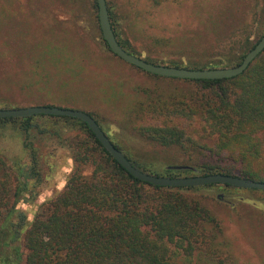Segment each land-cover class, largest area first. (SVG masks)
Wrapping results in <instances>:
<instances>
[{"label":"trees","instance_id":"16d2710c","mask_svg":"<svg viewBox=\"0 0 264 264\" xmlns=\"http://www.w3.org/2000/svg\"><path fill=\"white\" fill-rule=\"evenodd\" d=\"M164 1L152 0L155 5ZM107 5L120 44L139 56L130 41L121 38L123 30L108 1ZM93 6L99 9L97 0ZM260 38L255 42L247 38L242 54L234 55L228 66L240 64ZM153 75L170 82L166 88L144 90L131 107L128 120L137 136L178 148L199 174L264 182V50L244 72L230 78ZM37 116L55 118V124L69 128L62 140L74 166L64 189L29 220L19 204L23 197L33 199L43 183L40 152L28 141L27 161L10 164L0 157V264H191L194 258L203 264H225L229 250L222 240V222L201 197L189 192L207 188L237 193L246 188L171 187L142 181L106 150L86 122L75 117L40 114L4 118L0 123L12 122L30 136ZM59 129L44 125L40 132L60 137ZM127 158L145 171L138 160ZM167 171L166 176L181 175L178 170Z\"/></svg>","mask_w":264,"mask_h":264},{"label":"rangeland","instance_id":"374dc122","mask_svg":"<svg viewBox=\"0 0 264 264\" xmlns=\"http://www.w3.org/2000/svg\"><path fill=\"white\" fill-rule=\"evenodd\" d=\"M93 1L0 0V108L55 104L84 110L146 172L166 176L168 168L180 176L199 175L178 148L134 132L128 120L131 107L144 90L166 88L170 80L110 50ZM107 1L123 30L121 38L139 56L158 64L231 67L247 38L255 42L264 35V0H167L159 5L152 0ZM33 125L28 136L12 122L0 123V157L8 163L28 160L25 142L40 152L43 183L33 199L23 197L19 204L29 220L64 189L74 166L62 140L69 128L40 116ZM44 125L60 128V137L40 132ZM171 166H190L193 172ZM189 193L201 197L222 222V240L229 250L225 264H264V192L202 188ZM191 264L203 263L194 258Z\"/></svg>","mask_w":264,"mask_h":264},{"label":"water","instance_id":"95a60500","mask_svg":"<svg viewBox=\"0 0 264 264\" xmlns=\"http://www.w3.org/2000/svg\"><path fill=\"white\" fill-rule=\"evenodd\" d=\"M99 7V21L109 48L116 55L125 61L133 64L147 72L165 76L177 77L183 79H222L230 78L244 72L250 63L264 50V35L260 38L254 48H252L244 57L240 64L231 67H213V68H188L177 67L166 64L153 63L145 58L130 53L119 42L113 29L107 0H97ZM53 115V116H71L83 120L88 124L92 132L106 148V150L132 175L142 181L155 185L171 187H189L204 186L209 184H230L239 188L264 189V182L250 180L236 175L222 173L215 174H197L191 176H160L150 174L136 167L127 156L115 146L110 137L101 127L96 118L89 112L80 109L60 107L55 105H32L19 108H0V119L28 117L34 115ZM174 169H188L190 166H171Z\"/></svg>","mask_w":264,"mask_h":264},{"label":"flooded vegetation","instance_id":"af4514ba","mask_svg":"<svg viewBox=\"0 0 264 264\" xmlns=\"http://www.w3.org/2000/svg\"><path fill=\"white\" fill-rule=\"evenodd\" d=\"M177 177V176H176Z\"/></svg>","mask_w":264,"mask_h":264}]
</instances>
